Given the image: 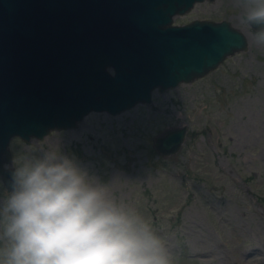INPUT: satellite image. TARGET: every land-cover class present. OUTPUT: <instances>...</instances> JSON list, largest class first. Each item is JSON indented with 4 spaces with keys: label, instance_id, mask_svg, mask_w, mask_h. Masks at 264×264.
Wrapping results in <instances>:
<instances>
[{
    "label": "rangeland",
    "instance_id": "rangeland-1",
    "mask_svg": "<svg viewBox=\"0 0 264 264\" xmlns=\"http://www.w3.org/2000/svg\"><path fill=\"white\" fill-rule=\"evenodd\" d=\"M243 10L239 0H201L173 15L175 24L227 20L245 34L246 49L191 81L153 88L148 102L89 111L40 139L12 136L9 165L45 152L74 159L150 223L174 264H264V45L241 22ZM181 124L178 150L156 152L153 136ZM9 192L0 181V207ZM6 246L0 217V250Z\"/></svg>",
    "mask_w": 264,
    "mask_h": 264
},
{
    "label": "water",
    "instance_id": "water-1",
    "mask_svg": "<svg viewBox=\"0 0 264 264\" xmlns=\"http://www.w3.org/2000/svg\"><path fill=\"white\" fill-rule=\"evenodd\" d=\"M197 1L0 0L1 183L10 190V137L40 139L89 111L148 102L153 88L191 81L246 49L245 34L227 20L170 23ZM185 131L164 128L152 146L173 154Z\"/></svg>",
    "mask_w": 264,
    "mask_h": 264
},
{
    "label": "clouds",
    "instance_id": "clouds-1",
    "mask_svg": "<svg viewBox=\"0 0 264 264\" xmlns=\"http://www.w3.org/2000/svg\"><path fill=\"white\" fill-rule=\"evenodd\" d=\"M264 45V0H239ZM115 75L114 70L109 69ZM0 264H174L150 223L66 155L45 152L9 173Z\"/></svg>",
    "mask_w": 264,
    "mask_h": 264
},
{
    "label": "flooded vegetation",
    "instance_id": "flooded-vegetation-1",
    "mask_svg": "<svg viewBox=\"0 0 264 264\" xmlns=\"http://www.w3.org/2000/svg\"><path fill=\"white\" fill-rule=\"evenodd\" d=\"M175 14H179V13H174L173 15H175ZM173 15H172V16H173ZM187 22H188V21H187ZM185 23H186V22H185ZM172 24H175V23H172ZM181 24H184V23H181Z\"/></svg>",
    "mask_w": 264,
    "mask_h": 264
}]
</instances>
